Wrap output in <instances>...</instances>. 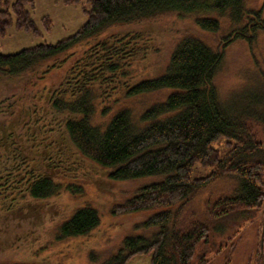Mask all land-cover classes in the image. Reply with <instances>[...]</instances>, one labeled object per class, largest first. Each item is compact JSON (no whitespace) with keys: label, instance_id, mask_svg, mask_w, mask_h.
Instances as JSON below:
<instances>
[{"label":"trees","instance_id":"1","mask_svg":"<svg viewBox=\"0 0 264 264\" xmlns=\"http://www.w3.org/2000/svg\"><path fill=\"white\" fill-rule=\"evenodd\" d=\"M31 2L15 0L10 4L9 0H0V34L4 35L10 25L11 14L17 29L37 32L25 9ZM87 2L90 5L87 20L73 35L55 44L41 43L13 54H0V79L8 81L28 71H37L109 27L166 15L193 19L201 31L219 35L224 47L241 41L253 50L255 39L264 34V0L258 9L247 8L246 0ZM131 50L135 49L127 36L100 41L84 59L88 64L82 65L76 77L65 84L67 89L63 93L69 90L75 97L73 101L55 99L52 103L56 110L69 112L64 131L78 154L108 170L111 180L152 178L136 190L122 209L127 213L156 211L134 227L135 230L155 228L153 233L148 237H125L115 254L102 261L93 253L89 260L91 264H127L135 254L150 253V264H194L197 250L203 247L205 252L198 264H210L218 254L231 253L221 241L216 250L210 249V244L214 246L211 231L221 239L220 235L228 229L222 224L225 218L236 215L245 220L253 216L251 212L263 208L264 71L257 65L232 95L221 97L214 80L223 64L224 48L215 49L202 39L183 36L175 45L165 70L159 76L128 85L120 104L125 103L121 99L160 91H166L165 97L139 110L122 106L96 123L94 101L101 96L109 101L110 95L105 89L98 94L90 88L96 86L100 90L110 85L113 80L107 74L124 66L125 59L133 55ZM109 111L106 107L101 114L105 116ZM222 139L230 149L221 157L213 145ZM196 166L210 167L212 171L195 177ZM218 180L230 185L225 194L204 202L206 217L197 219L193 215L180 223L187 206ZM6 181H1L0 189L8 188ZM27 185L29 196L35 199L52 197L61 189L48 173L29 179ZM73 189L67 186L68 191ZM99 221L95 208H79L59 224L56 238L86 236ZM206 252L216 255L207 258ZM226 260L229 264L230 259ZM257 260L262 264L260 250Z\"/></svg>","mask_w":264,"mask_h":264},{"label":"rangeland","instance_id":"2","mask_svg":"<svg viewBox=\"0 0 264 264\" xmlns=\"http://www.w3.org/2000/svg\"><path fill=\"white\" fill-rule=\"evenodd\" d=\"M14 1L9 0L10 4ZM262 1L246 0L247 8L258 9ZM25 9L29 11L37 32L17 29L11 14L10 25L4 35L0 34V54H13L37 44H55L66 39L86 22L90 5L87 0H32ZM187 35L202 39L215 49L224 48L223 64L214 80L221 97L232 95L257 65L264 71L263 33L255 39L253 50L241 41L224 47L219 35L201 31L193 19L166 15L155 20L109 27L37 71H28L8 81L0 79V170L4 175L0 183L7 180L5 185L8 187L0 189V264H91L89 255L96 253L103 261L118 251L125 237H148L153 233L155 228L135 230L134 227L156 211L127 213L122 209L136 190L151 182L152 178L111 180L108 170L78 154L64 131L69 112L56 110L52 103L55 99L73 101L75 97L69 90L68 94L63 93L67 89L65 84L76 77L82 65L88 64L84 59L91 55L92 48L100 41L123 36H127L135 49L131 50L132 57L125 59V65L116 72L107 74L113 82L106 88H90L98 94L105 89L110 95L109 101L101 99L103 96L94 101L96 123L122 106L139 110L162 100L166 91L121 99L125 103L120 104L128 85L159 76L165 70L175 45ZM116 98L119 100L114 101ZM106 107L110 111L104 116L101 110ZM226 143L222 139L213 145L221 157L230 149ZM211 171L210 167L196 166L194 176H205ZM47 173L61 185L59 193L46 199L30 197L27 191L29 179ZM69 185L77 191H68ZM228 185L218 180L200 192L187 206L180 223L190 220L193 215L204 219L207 215L204 202L225 194ZM85 206L97 210L99 225L86 236L58 240L59 224ZM251 213L253 216L245 220L236 215L225 218L222 224L228 229L220 235L221 239L211 231L214 246L210 244V249L216 250L221 241L231 253L215 256L206 252L207 258L215 256L210 264H228L226 258L230 259L229 264H259L258 250L264 264V204L261 210ZM204 249L197 250L194 264L203 257ZM150 260V253L135 254L127 264H150Z\"/></svg>","mask_w":264,"mask_h":264},{"label":"water","instance_id":"3","mask_svg":"<svg viewBox=\"0 0 264 264\" xmlns=\"http://www.w3.org/2000/svg\"><path fill=\"white\" fill-rule=\"evenodd\" d=\"M263 228H264V220H263Z\"/></svg>","mask_w":264,"mask_h":264}]
</instances>
